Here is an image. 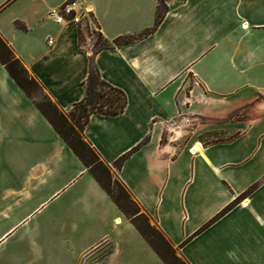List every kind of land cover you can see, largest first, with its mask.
Listing matches in <instances>:
<instances>
[{
	"label": "crops",
	"instance_id": "crops-1",
	"mask_svg": "<svg viewBox=\"0 0 264 264\" xmlns=\"http://www.w3.org/2000/svg\"><path fill=\"white\" fill-rule=\"evenodd\" d=\"M64 1L0 0L1 37L62 112L83 98L91 64L125 93L124 111L92 113L82 136L186 264H264V0H166L144 36L159 0H85L113 45L95 51L84 23L55 22ZM121 36L135 39L114 45ZM191 109L252 115L225 123L229 139L183 142L174 122ZM8 210L20 213L0 238L42 212V247L58 264H164L0 63Z\"/></svg>",
	"mask_w": 264,
	"mask_h": 264
},
{
	"label": "trees",
	"instance_id": "trees-1",
	"mask_svg": "<svg viewBox=\"0 0 264 264\" xmlns=\"http://www.w3.org/2000/svg\"><path fill=\"white\" fill-rule=\"evenodd\" d=\"M167 12L166 0H159L156 13H155V21L152 27L146 29L140 36H144L155 31L161 21L163 20L165 14ZM19 27L23 26L17 22ZM102 37V36H101ZM135 38L130 36H121L113 40L114 45H121L124 43H128L133 41ZM105 41V40H104ZM106 44L100 46L101 48H110L113 45L105 41ZM0 63L5 68L8 75L15 81V83L25 92V94L29 97L30 91L29 87H40L41 84L33 77L22 64V62L17 58L12 50V48L7 44V42L0 35ZM85 85V94L83 98L75 103L72 108L75 110L70 114L71 122H68L67 117L64 115L54 102H52L48 97V106L53 113V115H49L41 106L35 103L38 110L43 114V116L49 121V123L53 126L55 131L59 134V136L65 141V143L69 146V148L75 153V155L81 160L84 166L87 168L89 173L96 179V181L101 185V187L107 192V194L111 197L114 203L118 206L120 211L130 220V222L134 225V227L139 231L144 240L148 243V245L154 250V252L160 257L164 264H171L166 255L162 252L160 246L148 235L145 230L147 227L149 230L154 231L158 238L160 239V245H162L168 252L169 257L174 260H180V258L176 255L174 247L171 243L166 239L163 233L154 225L151 226L147 220V215L138 211L139 205L132 199L126 188L123 184L117 179L116 184L119 185L124 192L126 199L137 207L133 213L127 212L120 201L116 196L112 194L109 187L103 183L100 175L105 176V178L109 181L111 179V171L109 168L99 159L96 152L92 149V147L84 140L82 136V130L85 123L88 121L89 116L92 113H98L107 116H113L121 114L124 111L126 105V96L125 93L102 79L99 75V72L94 64H91L89 68V72L86 80L84 81ZM43 90V89H42ZM221 141V140H220ZM218 142V141H214ZM80 147H86L95 157L98 162L99 170L96 172L92 169L91 164L85 157V155L79 149ZM126 157V154L121 156L117 160V165L120 164ZM253 186L250 189H252ZM233 203L225 206L213 219L218 218L219 216L226 213L231 207ZM143 219V225L138 222V219ZM182 259V258H181ZM183 260V259H182ZM184 261V260H183ZM185 262V261H184ZM186 264V262H185Z\"/></svg>",
	"mask_w": 264,
	"mask_h": 264
},
{
	"label": "rangeland",
	"instance_id": "rangeland-1",
	"mask_svg": "<svg viewBox=\"0 0 264 264\" xmlns=\"http://www.w3.org/2000/svg\"><path fill=\"white\" fill-rule=\"evenodd\" d=\"M85 33L93 41L92 51H95L100 46L106 44L104 39L101 37V34L94 27L86 29ZM29 91L33 101L52 116L53 113L48 106V96L42 88L31 86L29 87ZM257 102L263 105L264 95L260 94L257 97ZM74 111L75 110L71 107L64 112L68 122H71L70 114ZM251 115V110L248 109L240 111L237 110L222 116L216 114H200L197 113L196 110L191 109L185 110L183 115L178 116L175 119L174 124L177 127L178 137L181 141L187 142L190 139H199L205 143H210L229 139L235 134L234 129L222 128L226 122ZM79 149L91 164L92 169L98 172L99 165L94 155L86 147H80ZM100 177L103 183L109 187L112 194L118 198L121 205L127 212L131 214L137 210V207L126 199L121 187L116 184L117 179L113 173H111V179L109 181L105 178V176L100 175ZM138 211H140L139 213H142L140 208H138ZM6 213L8 218H4L0 215V235L10 227L14 218L18 216L20 211L8 210ZM42 218L43 213L38 212L26 222L21 224L16 230H14L15 226L5 234L6 236L14 230L10 235L5 238L4 236L2 237L4 239L0 242V264H58L59 260L55 257L47 256L46 250L42 247L43 244L39 233ZM147 220L149 224L154 227V224L148 217ZM138 222L143 225V219L139 218ZM145 230L148 235L152 237V239L160 246L162 252L166 255L171 264H185V262L177 254L176 255L180 258V260L171 259L167 250L159 244L160 239L157 234L154 231L149 230L147 227H145ZM2 238H0V240Z\"/></svg>",
	"mask_w": 264,
	"mask_h": 264
},
{
	"label": "built area",
	"instance_id": "built-area-1",
	"mask_svg": "<svg viewBox=\"0 0 264 264\" xmlns=\"http://www.w3.org/2000/svg\"><path fill=\"white\" fill-rule=\"evenodd\" d=\"M85 0H66L55 10V22L64 26L80 27L84 23L86 29L95 27L91 8ZM52 43V40H48Z\"/></svg>",
	"mask_w": 264,
	"mask_h": 264
},
{
	"label": "bare ground",
	"instance_id": "bare-ground-1",
	"mask_svg": "<svg viewBox=\"0 0 264 264\" xmlns=\"http://www.w3.org/2000/svg\"><path fill=\"white\" fill-rule=\"evenodd\" d=\"M191 147H192V150L195 151V150H199L201 148V145L199 142L194 141L192 142Z\"/></svg>",
	"mask_w": 264,
	"mask_h": 264
}]
</instances>
